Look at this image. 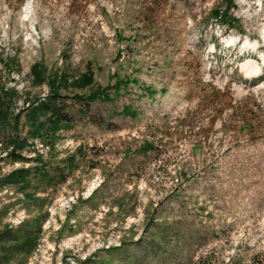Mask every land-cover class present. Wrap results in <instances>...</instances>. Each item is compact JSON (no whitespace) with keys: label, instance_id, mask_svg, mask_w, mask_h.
Instances as JSON below:
<instances>
[{"label":"rangeland","instance_id":"obj_1","mask_svg":"<svg viewBox=\"0 0 264 264\" xmlns=\"http://www.w3.org/2000/svg\"><path fill=\"white\" fill-rule=\"evenodd\" d=\"M263 59L264 0H0V264H264Z\"/></svg>","mask_w":264,"mask_h":264},{"label":"trees","instance_id":"obj_2","mask_svg":"<svg viewBox=\"0 0 264 264\" xmlns=\"http://www.w3.org/2000/svg\"><path fill=\"white\" fill-rule=\"evenodd\" d=\"M215 15L218 17L219 12L216 10ZM222 17V16H221ZM219 20V18H218ZM222 22H225L224 20ZM31 73L35 79L36 82H42L45 80H48V85L51 90L50 94L44 98L40 104L38 105V108H36L35 112L31 117L34 118V122L38 120V114L37 112L40 111L43 112L46 115V119L42 120L39 125L37 124L34 128L35 134H40L42 129H45L46 133H54L56 131H59L65 127L66 124L70 123L72 121L71 116H68L65 114L63 108H59L57 105V99H59V89L64 87H74L78 89H85L88 87H95V72L91 68V66H88V68L83 71L80 74L68 76L65 73L57 72L56 78L53 76L52 78H49V75L46 73V68L44 69L43 65L40 62H36L31 67ZM48 78V79H47ZM55 79V80H54ZM120 83H117L113 85L115 88V91L120 86ZM58 84V86L56 85ZM57 86V87H56ZM108 87H97L93 90H90V93L87 96L83 95H75L74 97H77L83 101H91L93 99H96L98 97H104L106 99L110 98L109 95V89ZM2 96L0 95V103L3 101ZM129 109H126V112H128ZM27 170L18 171V174L11 175L9 178L15 177V180H20L19 182L24 183L25 179L27 178L26 174ZM7 235H11L10 231H8ZM9 241H12V238L7 239ZM19 239H17L18 241ZM17 249H25V248H32L34 246V241L32 240V236L30 234L24 238V241L19 242L16 244Z\"/></svg>","mask_w":264,"mask_h":264},{"label":"bare ground","instance_id":"obj_3","mask_svg":"<svg viewBox=\"0 0 264 264\" xmlns=\"http://www.w3.org/2000/svg\"><path fill=\"white\" fill-rule=\"evenodd\" d=\"M249 67V66H248ZM250 69H248L246 72H248V73H257V72H259L258 71V69H259V66H257V65H255V64H253V65H250Z\"/></svg>","mask_w":264,"mask_h":264}]
</instances>
